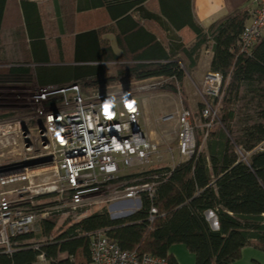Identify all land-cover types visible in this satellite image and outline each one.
I'll return each instance as SVG.
<instances>
[{"label":"trees","instance_id":"1","mask_svg":"<svg viewBox=\"0 0 264 264\" xmlns=\"http://www.w3.org/2000/svg\"><path fill=\"white\" fill-rule=\"evenodd\" d=\"M118 2L128 3L127 11L138 4V0ZM5 4L6 0H0V30ZM249 9L236 8L206 29L195 25L190 14L187 21L163 14L178 35L165 46L131 15L117 16L124 17L123 22H133L132 27L116 36L121 52L115 53L101 38L108 28L79 33L73 39L75 65L68 67L75 74L58 81L40 76L45 68L40 65L50 63V57L42 33L36 31V13H25L28 61L39 66L35 73L26 67L0 70V84H26L36 78L43 87L77 84L88 94L153 77H174L179 82L183 73L176 61L195 68L208 44L212 52L210 71L219 73L222 83L219 95L209 99L216 119L210 127L202 128L206 139L197 136L198 146L204 145L199 153L172 169L161 167L125 178L136 180L130 186L156 182L152 198L140 194L137 211L118 219H111L106 210L93 212L78 222H67L66 228L56 234L59 214L50 213L39 222L42 239L35 240L32 233L13 238L14 250L10 254L0 251V264H35L40 254L47 264H87L90 235L99 230H104L122 250L152 254L168 264H179L170 251L174 245H184L193 254L195 264H232L241 258L245 247L264 251V37L249 55L240 53L237 45L249 20ZM143 17L160 19L154 15ZM137 38L147 40V44L137 46ZM57 50L59 60L67 63L61 42ZM105 62L115 65L104 66ZM88 63L101 65H85ZM166 88L175 91L176 86L171 81ZM200 108L197 116L203 124L209 122L202 117L203 106ZM235 148L240 150V158ZM151 208L156 209L152 220ZM207 212L215 216L217 229L211 227Z\"/></svg>","mask_w":264,"mask_h":264},{"label":"built area","instance_id":"2","mask_svg":"<svg viewBox=\"0 0 264 264\" xmlns=\"http://www.w3.org/2000/svg\"><path fill=\"white\" fill-rule=\"evenodd\" d=\"M262 37L264 0H253L249 20L237 44L240 53L249 55ZM221 83L219 73L205 74L200 92L205 100L202 117L210 119L203 124L205 128L216 118L215 110L207 101L219 95ZM48 87L35 97L47 104L48 109L38 112L42 123L34 128V134L21 120L0 122V157L5 153L23 152L20 160L0 165V251L3 253H12V239L34 233L39 229L40 220L50 213L78 218L86 198L113 182L123 168L143 165L159 154L144 131L143 113L139 103L134 102L136 98L116 95L109 88L85 94L77 84L57 89ZM150 89L155 87L142 88ZM172 119H175L173 115L163 118L164 121ZM176 123L178 153L183 162L196 153L197 126L191 110L182 106L176 112ZM39 149L48 160L46 169L27 165L33 159L28 153ZM39 173L49 175L35 185ZM14 184L20 185L10 187ZM155 187L156 182L128 186L115 191L111 200L138 201L141 206L140 194L147 193L152 198ZM46 199L50 202L38 204ZM155 213L156 209L151 208L150 220ZM110 217H119V214L113 213ZM89 252L87 264H168L152 254L120 249L104 230L90 235ZM35 264H47L44 255H38Z\"/></svg>","mask_w":264,"mask_h":264},{"label":"rangeland","instance_id":"3","mask_svg":"<svg viewBox=\"0 0 264 264\" xmlns=\"http://www.w3.org/2000/svg\"><path fill=\"white\" fill-rule=\"evenodd\" d=\"M42 18L46 23L48 32L50 34L54 32L55 28L53 17L48 16V14H45L43 12ZM50 19L51 22H49ZM81 19H83V15L81 16ZM47 22L49 23L47 24ZM169 36V38L172 40V38L174 39L173 36L176 35L171 32ZM1 38L4 39V37H1L0 34V40ZM108 38L111 42L110 35H108ZM17 40H19V36H17ZM114 40L116 41L115 37ZM105 41L109 44V40ZM17 43L18 44L16 45L10 46L9 44V46H5L6 49H4V51L0 49V70H5L12 67H26L29 68L33 73H35V69H37L39 64H36L33 61H28V43H26L25 41H19ZM51 43L52 41L50 40V44ZM55 47V43L51 44V63L53 64L52 66L42 68L43 72L40 76L43 79L58 81L75 74V71H73L74 69L68 68L69 65L72 66L75 64H66L59 62L58 53ZM206 50H211L210 44L202 49L197 62V68L194 70L187 68L181 61H176L178 69L183 73V78L179 82H176L174 79L166 80L163 77H153L130 84L129 86L121 85L109 88L110 90L115 92L116 95L127 94V96H131L137 99H135L134 102L139 103L143 111L142 122L144 125V131L146 132L150 142L157 146L159 154L157 156L151 157L149 161L144 163L143 165H133L129 168H123L122 171L117 174V178L113 180V182L101 187L97 194L86 198L85 206L82 208V212L78 215V218H72L71 216L64 218V216H59L54 229L55 234L59 233L61 230H64L66 228L65 225L67 222H78L79 220L84 218L83 216L87 213L106 210L110 215H113L114 211H116L114 210V208L116 207V203H123V200L112 201V194L115 191H122L126 187L130 186V184H132L134 181H136L133 178L125 179L126 177H133L137 174L161 167L174 168L178 163L181 162L182 159L178 153L176 139V112L180 109L181 106L184 108H189L194 115V123L197 126V129L199 127L201 129H204L202 120H200V118L197 116V113L200 112L201 106H203V108L205 107V100L203 96H201L200 92L205 74L210 70V51L205 53ZM85 65L99 66L101 65V63H88ZM103 65L111 67L115 65V63L105 62L103 63ZM171 81H173L176 86L175 91L166 88L168 83ZM148 86H154L155 89L142 90L143 87ZM50 87H54V89L59 88L55 85H51ZM44 89L47 88L40 86L37 83L36 78L32 83L0 84V122H3L5 120H21L22 123L26 124L27 128L32 129V133L34 134V128L39 126L36 122L39 121L42 123V116L40 117L38 112H45L48 109L47 104L41 102L40 99L38 101L35 99V97H38ZM92 91L94 90H91L89 92ZM207 103L211 104L212 102L208 100ZM169 115H173L175 119L164 121L163 118ZM217 123L219 124V122ZM201 129H198L199 133L196 135H202L204 140L206 139V135L203 129ZM196 139L198 144V137ZM36 147L39 148L40 146L37 145ZM200 148L203 149L204 145H197L196 152L199 153ZM234 151L240 158V150L238 148H235ZM21 155H23V152H14L9 154L5 153L3 157H0V165L11 161H18L20 160L19 156ZM28 156L33 157V159H31L27 163V165L34 166L38 168V170L43 168L46 169L45 165L47 163L45 162H47L48 160L44 157V152L42 150L39 149L35 152L31 151L28 153ZM46 171L47 173L49 172L48 170ZM47 175L39 173L38 177L40 178L38 180H35L34 184L38 185L39 181ZM18 185L20 184H14L10 187ZM38 200L39 199H37V201ZM43 202L49 203L50 201L46 199L45 201H39L38 204H42ZM132 202V206L120 208L116 213L119 214V216L123 217L127 213H132L140 207L138 201ZM212 218H214L213 214L208 212L207 219L211 226L214 225V220H212ZM32 234L34 235L35 240L38 239L40 237L39 235L41 234L40 226L39 229H36ZM40 239L42 238H39V240ZM176 246H178L176 248H181L184 252L183 254L181 251H177V257L180 260L181 264H195L193 254H191L184 245ZM232 264H264V251L255 249L253 247H245L241 251V258L233 262Z\"/></svg>","mask_w":264,"mask_h":264},{"label":"crops","instance_id":"4","mask_svg":"<svg viewBox=\"0 0 264 264\" xmlns=\"http://www.w3.org/2000/svg\"><path fill=\"white\" fill-rule=\"evenodd\" d=\"M118 1L120 0H6L4 17L0 30L1 37H4L5 40L1 38L0 49L4 51V49H6L5 46H9V44L10 46L16 45L19 41L28 43V29L24 23L25 13L30 14L34 12L37 15L34 19V22L37 21L36 25H38L36 31L42 33L44 37L43 42L46 44L50 57V63L44 65L47 67L53 64L51 63V44L55 43V48L57 50V45L61 42L62 55L65 59L64 62H67L66 64L73 63L72 53L75 35L90 30L108 28V31H105L101 38L103 40H109L111 48L116 53H120L121 50L117 45V41L114 40V37L116 39V36L120 34L122 30H127L133 25V22L131 23L129 21L127 23V21H121L124 17L117 18V16H124L123 14L131 15L133 21L138 20L145 31L152 34L161 46H165V44L172 41L169 38L171 32L176 36L178 35L175 27L163 17V14L172 15L175 16V18L178 17L183 21H187L190 14L195 25L206 29L214 21L236 8L246 7L249 9L253 0H138V4L128 11L126 9L128 3ZM187 2L189 4V9H187ZM43 12L54 19L55 31L51 34L48 32L46 23L42 18ZM82 15L83 19H81ZM143 15L160 16V19L156 21H154V19L152 21L149 18L143 17ZM49 22H51V19ZM49 22H47V24ZM108 35H110L111 42ZM17 36H19V40H17ZM141 39L142 38H137L134 40L137 46L147 44V40L144 41ZM50 40L52 41L51 44ZM27 46L29 47V44ZM209 51L210 59H212V52L211 50ZM209 51L206 50L205 53ZM58 61L61 62L60 60ZM196 68L197 67L193 68V70ZM132 205V201L117 203L114 208V210H116L114 213L120 208ZM207 213L205 215L206 218ZM90 214L91 213H87L84 218ZM212 220H214V225L211 227L217 229L218 226L215 216ZM176 247L178 246H172L170 251L178 263L181 264L177 257V251H181L183 254L184 252L181 248Z\"/></svg>","mask_w":264,"mask_h":264},{"label":"water","instance_id":"5","mask_svg":"<svg viewBox=\"0 0 264 264\" xmlns=\"http://www.w3.org/2000/svg\"><path fill=\"white\" fill-rule=\"evenodd\" d=\"M42 129V128H41ZM132 213H127L125 216H123V217H126V216H129V215H131ZM118 218H122L121 216H119V217H111V219H118Z\"/></svg>","mask_w":264,"mask_h":264},{"label":"snow or ice","instance_id":"6","mask_svg":"<svg viewBox=\"0 0 264 264\" xmlns=\"http://www.w3.org/2000/svg\"><path fill=\"white\" fill-rule=\"evenodd\" d=\"M129 107H131V105H129Z\"/></svg>","mask_w":264,"mask_h":264},{"label":"clouds","instance_id":"7","mask_svg":"<svg viewBox=\"0 0 264 264\" xmlns=\"http://www.w3.org/2000/svg\"><path fill=\"white\" fill-rule=\"evenodd\" d=\"M210 71V70H209Z\"/></svg>","mask_w":264,"mask_h":264}]
</instances>
